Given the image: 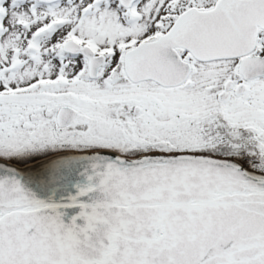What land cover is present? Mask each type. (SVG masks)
Masks as SVG:
<instances>
[{"label":"snow or ice","instance_id":"snow-or-ice-1","mask_svg":"<svg viewBox=\"0 0 264 264\" xmlns=\"http://www.w3.org/2000/svg\"><path fill=\"white\" fill-rule=\"evenodd\" d=\"M0 264H264V0H0Z\"/></svg>","mask_w":264,"mask_h":264}]
</instances>
